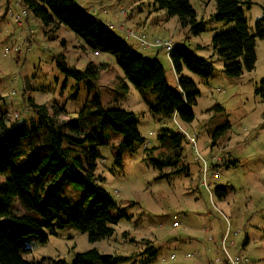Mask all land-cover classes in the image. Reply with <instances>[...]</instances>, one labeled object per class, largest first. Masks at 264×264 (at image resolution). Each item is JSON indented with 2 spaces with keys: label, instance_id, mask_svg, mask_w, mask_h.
<instances>
[{
  "label": "rangeland",
  "instance_id": "374dc122",
  "mask_svg": "<svg viewBox=\"0 0 264 264\" xmlns=\"http://www.w3.org/2000/svg\"><path fill=\"white\" fill-rule=\"evenodd\" d=\"M250 1L251 5L242 8L250 33L255 34L257 21L264 16V0ZM78 2L106 25L132 29L151 43L171 40L174 49L184 46L208 60L211 67L207 76L186 68L180 75L191 79L200 93L197 103L190 106L194 121L167 117L152 111L156 95L151 90H137L115 56L94 51L64 24L56 30L46 27L29 10L19 24L14 17L21 7L15 0H0V113L9 122L26 123L30 128L32 122L40 121L34 106H43L55 124H62L80 119L89 101L100 98L104 110L135 113L144 139L135 150L125 148L124 136L108 129L101 116L99 135L105 144L87 140V148L91 145L99 153L98 175L117 205L116 214L125 215L112 237L90 242L87 234L72 225L60 227L56 221L51 230H45L46 243L38 237L25 238L30 250L23 258L72 264L79 253L96 249L101 254L130 258L119 264H204L201 258L224 261L221 236L230 226L225 244L229 254L242 264H264V102L256 95L264 80V38L256 42L254 70L244 68L241 76L231 77L226 73L227 60L214 52L212 41L235 24L215 18L214 0H190L201 25L198 35L177 16L157 9L155 0ZM9 8L14 17L8 15ZM114 32L139 54L158 59L168 85L180 90L167 49L142 46L140 40L118 28ZM60 62L87 75L81 81L67 77ZM60 109L63 111L58 112ZM164 129L182 134L183 143L181 162L162 170L153 160ZM64 146L73 147L66 140ZM64 187L73 214L90 208V204H82L83 191L68 182ZM14 206L24 213L16 201ZM150 246L157 251L153 258L147 252ZM174 254L177 259L171 260Z\"/></svg>",
  "mask_w": 264,
  "mask_h": 264
},
{
  "label": "trees",
  "instance_id": "16d2710c",
  "mask_svg": "<svg viewBox=\"0 0 264 264\" xmlns=\"http://www.w3.org/2000/svg\"><path fill=\"white\" fill-rule=\"evenodd\" d=\"M214 1L217 4L215 18L234 23L235 28L214 36L212 47L227 60V75L239 77L244 68L248 71L255 68L256 42L264 38V16L257 21L256 33L251 34L242 8L251 5L250 0ZM23 6L46 27L56 30L64 24L94 51L115 56L137 90H151L156 95L152 111L167 117L177 115L186 123L194 121L190 106L197 103L200 93L191 79L180 75L186 68L196 75L207 76L211 67L208 60L195 56L184 46L175 48L170 54L180 89L175 90L168 85L165 68L158 59L139 54L78 0H23ZM155 7L165 10L169 16H177L181 24L192 27L196 35L201 32L190 0H155ZM59 65L67 77L77 81L87 75L68 67L65 62ZM256 95L264 102V80L256 88ZM99 99L89 101L80 119L62 124H55L43 106H34L40 121L32 122L30 128L26 123L9 122L6 115L0 113V264H67L53 259L26 261L22 254L30 248L25 238L38 237L46 243L45 230H51L58 221L60 227L72 225L87 234L90 242H97L112 237L114 227L125 218L123 213L116 214L117 205L102 186L104 179L98 175L99 153L86 144L87 140L105 144L99 135L103 124L101 116L108 129L124 136L125 148L135 150L144 139L135 113L118 108L104 110ZM160 138L162 142L154 156V166L162 170L177 166L181 162L183 135L164 129ZM65 140L73 147H65ZM180 171L182 169L176 173ZM66 182L83 191L82 204L91 205L86 212L73 214L65 192ZM15 201L24 213L15 209ZM147 252L152 258L157 255L153 246ZM129 260V257H114L93 249L76 255L72 264H119Z\"/></svg>",
  "mask_w": 264,
  "mask_h": 264
},
{
  "label": "built area",
  "instance_id": "2783aa9c",
  "mask_svg": "<svg viewBox=\"0 0 264 264\" xmlns=\"http://www.w3.org/2000/svg\"><path fill=\"white\" fill-rule=\"evenodd\" d=\"M15 2L21 7V13L19 15H17L16 17H14V13L10 10V8L8 9V15L11 17H14L15 22L22 24L23 19L25 18V16L28 13V9L26 7L23 6V0H15ZM109 27L111 29H116L118 28L119 30L125 32L127 34V36L129 37H136L138 40H140L142 46H146V47H156V48H165L167 49V53L170 55L172 53V51L174 50V44L171 40H157L154 43L151 42H147L145 40H143L142 38H140V36L138 34H136L134 32V30L132 29H125L124 26H114L113 24H108ZM206 170V168H205ZM178 223H174V226H178ZM230 235V226L227 228V232L226 234L223 236L222 239V247H223V251L225 253L226 256V260H222V259H216L214 261L215 264L224 262L225 264H242V260H239L237 257H232L229 252L228 249L226 248L225 244L226 241L228 239ZM187 258L192 257L191 254H187L186 255ZM177 256L174 254L171 256V260H176Z\"/></svg>",
  "mask_w": 264,
  "mask_h": 264
},
{
  "label": "crops",
  "instance_id": "0c3cea01",
  "mask_svg": "<svg viewBox=\"0 0 264 264\" xmlns=\"http://www.w3.org/2000/svg\"><path fill=\"white\" fill-rule=\"evenodd\" d=\"M222 239H223V237L221 236V242H222ZM214 240V242L215 243H217L216 241H215V239H211L210 241H213ZM219 259H221V258H219ZM200 261H201V263H204V264H214V260H213V258H207V259H200Z\"/></svg>",
  "mask_w": 264,
  "mask_h": 264
}]
</instances>
